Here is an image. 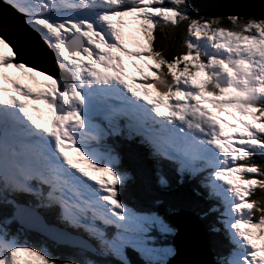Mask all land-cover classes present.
I'll use <instances>...</instances> for the list:
<instances>
[{
  "label": "snow or ice",
  "instance_id": "snow-or-ice-1",
  "mask_svg": "<svg viewBox=\"0 0 264 264\" xmlns=\"http://www.w3.org/2000/svg\"><path fill=\"white\" fill-rule=\"evenodd\" d=\"M5 3L57 72L0 37V264H168L174 229L125 201L149 183L126 165L130 146L158 191L175 177L213 202L206 215L230 244L215 264H264V17L205 18L189 0ZM126 18L138 25L134 48ZM29 232L67 252L30 244Z\"/></svg>",
  "mask_w": 264,
  "mask_h": 264
},
{
  "label": "water",
  "instance_id": "water-1",
  "mask_svg": "<svg viewBox=\"0 0 264 264\" xmlns=\"http://www.w3.org/2000/svg\"><path fill=\"white\" fill-rule=\"evenodd\" d=\"M189 3L200 16L205 18L227 17L230 15H237L246 19L253 16L264 17V0H189ZM5 17L13 22L11 24L14 25L16 36L15 34L10 35V29H8ZM32 35L34 33L25 25L23 19L14 16L10 9L0 2V36L10 42L14 46L15 51L18 52L22 44L24 45L25 41H28V36ZM32 40H34V45H36V49L33 52L37 55L40 54L39 57L32 56L35 58L33 59L30 56L19 54V58L38 70L48 72L42 67L46 66L42 62L44 60L51 65V62H54V56L47 48L42 49L43 46L39 39L32 38ZM53 72H57L55 62L49 68L48 73L51 74ZM183 215L192 221H184ZM168 221L175 231L172 237L175 253L168 264H215L216 257L212 250L207 229L192 211L180 210L174 212L168 216Z\"/></svg>",
  "mask_w": 264,
  "mask_h": 264
},
{
  "label": "trees",
  "instance_id": "trees-1",
  "mask_svg": "<svg viewBox=\"0 0 264 264\" xmlns=\"http://www.w3.org/2000/svg\"><path fill=\"white\" fill-rule=\"evenodd\" d=\"M193 14L195 15L197 13L194 11ZM221 26L228 27V24L227 22H225ZM156 46L160 47L161 45L159 44V42H157ZM125 163L134 172L142 171L145 175V178L149 181L144 191L141 192L139 189L133 188L131 190V194L125 197V201L129 203V206L136 208H146L149 206H153L158 210V214L165 218L167 223H169L168 216L171 213L180 211L182 209L191 210L201 218L202 223L206 226V228H208L211 235L213 250L216 254V259L218 254L228 252V239L225 238V236H219L217 233L212 231V228L216 227L217 223L215 222L214 217L211 214L206 215L212 203L210 204L205 196V192H203V190H201L196 183L182 184L177 178L170 177V189L167 192L158 191L152 183V181H154V175H152L150 172V165L146 164L140 158V151L135 146H130L126 149ZM154 198H158L160 203H155ZM163 239L165 244L172 247V234ZM27 240L30 244L39 247H47L49 251L57 256H63L67 252V249L63 247H52L47 240L33 232H29L27 234ZM132 258L133 260L136 259L135 256H133Z\"/></svg>",
  "mask_w": 264,
  "mask_h": 264
},
{
  "label": "rangeland",
  "instance_id": "rangeland-1",
  "mask_svg": "<svg viewBox=\"0 0 264 264\" xmlns=\"http://www.w3.org/2000/svg\"><path fill=\"white\" fill-rule=\"evenodd\" d=\"M194 11L197 14H199L195 9H194ZM13 14L16 15V16H18L20 18V16L17 13H14L13 12ZM5 20L7 22L8 29H10V35H14L15 34V36H16V33H15L16 30L13 27L14 25L11 24L13 22H11L9 20V18H7V17H5ZM126 24H127V27L125 29V32H126L128 38L130 40L129 47L130 48H134L135 42L140 38L139 37V32H138V25H136L131 20V18H126ZM15 25H16V22H15ZM7 26H6V28H7ZM28 37H29V38H27L28 41H25V44L24 45L22 44V47H21V50L23 52V55L24 56L25 55H31L33 57H36V56L39 57V55L34 54V52H33L36 49V45H34V40H32V38H34V39L37 38L36 34L35 35H32V36H28ZM30 37H32V38H30ZM36 53H38V52H36ZM42 63L44 65H46V66H43V68L46 69V70H48V72H49V68H51V66L54 65V62H51V65L47 64L46 62H42ZM126 63H127V61H126ZM129 72L130 73H134V70L131 69L130 66H129ZM11 74L14 77H19L21 79V83L26 84L28 87H32L34 91H41V90H43V82L41 81V78L40 77H35L33 79V78H31V74H29V73H15L14 71ZM37 107H40L42 109V114L44 115V117L46 119L47 118V111L44 108V106L43 105H37ZM223 118L226 119V120H229L230 122H234V121H231L228 116H224ZM95 175L97 176V178H103L106 174L95 173ZM183 217H184L183 218L184 221H187V222L188 221H192V220H189V218L187 216H184L183 215ZM171 227L174 229L173 226H171ZM25 260L28 261V262H30V264H36L34 262V260H37V259L34 258V257L25 256Z\"/></svg>",
  "mask_w": 264,
  "mask_h": 264
},
{
  "label": "bare ground",
  "instance_id": "bare-ground-1",
  "mask_svg": "<svg viewBox=\"0 0 264 264\" xmlns=\"http://www.w3.org/2000/svg\"><path fill=\"white\" fill-rule=\"evenodd\" d=\"M3 2L5 3V0H3ZM6 4V3H5ZM7 5V4H6ZM8 6V5H7ZM9 7V6H8ZM38 39H39V37H38ZM40 40V39H39ZM40 42L42 43L41 45L43 46L42 47V49H46L47 47L43 44V42L40 40ZM46 47V48H45ZM18 53L19 54H21V55H23V52H22V50L21 49H18ZM27 56H30L31 58H33L31 55H27ZM33 59H35V58H33ZM43 62H45L44 60H43ZM43 67V66H42ZM222 229H223V226L221 225V231H222ZM221 233V232H220Z\"/></svg>",
  "mask_w": 264,
  "mask_h": 264
}]
</instances>
